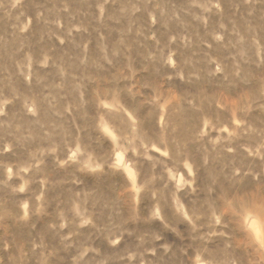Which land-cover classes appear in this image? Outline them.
Masks as SVG:
<instances>
[{"label": "rangeland", "instance_id": "1", "mask_svg": "<svg viewBox=\"0 0 264 264\" xmlns=\"http://www.w3.org/2000/svg\"><path fill=\"white\" fill-rule=\"evenodd\" d=\"M0 264H264V0H0Z\"/></svg>", "mask_w": 264, "mask_h": 264}]
</instances>
